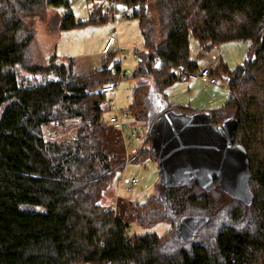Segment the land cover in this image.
I'll return each mask as SVG.
<instances>
[{"label": "trees", "instance_id": "trees-1", "mask_svg": "<svg viewBox=\"0 0 264 264\" xmlns=\"http://www.w3.org/2000/svg\"><path fill=\"white\" fill-rule=\"evenodd\" d=\"M115 1L133 9L144 39L133 77L154 78L165 90L183 80V72L198 69L189 58L191 37L205 52L228 41L252 42L242 65L230 70L220 63L212 71L227 83L230 98L211 116L215 125L230 117L239 121L235 143L249 156L254 228L222 227L210 248L195 242L209 222L189 242L181 241L175 229L178 245L165 235H130L132 223L146 228L172 223L170 211L188 209L183 216H192L191 209L206 207L214 191L166 189L167 203L156 196L146 203H127L126 220L121 213L104 211L102 194L126 161L118 134L104 118L102 92L119 82L121 63L112 64L113 50L104 56L112 54L109 62L83 76L74 74L72 59L54 65L57 56L46 68L28 66L35 31L27 20L45 6L68 8L69 2L0 0V264H264V0H163L157 23L165 30L160 35L149 17L148 0ZM109 20L95 12L86 22L76 21L68 12L60 29ZM15 65L43 75L44 82L23 86ZM144 89V84L136 86L129 111L150 125ZM47 129L55 137L48 138Z\"/></svg>", "mask_w": 264, "mask_h": 264}, {"label": "rangeland", "instance_id": "rangeland-1", "mask_svg": "<svg viewBox=\"0 0 264 264\" xmlns=\"http://www.w3.org/2000/svg\"><path fill=\"white\" fill-rule=\"evenodd\" d=\"M65 1L69 2L68 8L65 4L45 6L36 17L27 20L31 29L35 31V38L27 54L28 66L46 68L50 65L51 59L57 56L54 62V65L57 66L69 63L71 59L74 60L73 72L76 76L93 73L100 69L105 61L109 62L111 60L112 54L109 57H104L103 50L108 36L114 29H117L119 42L112 45L113 54L115 55L112 64L121 63V72L131 73L118 82L117 94L115 95L118 111H127L131 108L134 101L133 91L136 86L142 84L145 85L144 91L149 92L147 110L151 121L163 108L166 111L169 109L172 111L171 107H184L192 110L193 113L209 112L212 115L213 112L219 110L228 102L230 93L227 83L222 78L217 77L216 84L188 79L178 80L166 90L162 88V85L156 84L154 78H134V73L139 65V56H135V53L144 51L145 48L139 20L131 16L133 9L121 4V11L129 13L128 18L117 19L116 21L109 20V22L98 24L88 22L81 27L61 30V21L68 12H72L75 15L76 21L86 22L89 20L93 7L91 0ZM162 1L148 0L149 17L154 21L157 35L162 34V31L165 30L157 23L160 20L158 8ZM162 40L163 35L156 36L157 43ZM251 45L252 42L247 40L228 41L210 52H205L200 42L191 37L189 58L198 65V69L195 72H200L206 68L215 70L220 63L233 70L247 60ZM30 55L32 59H29ZM13 68L23 86L37 85L45 80L43 75H33L21 65H15ZM48 79H53V77ZM185 109L180 110L192 113ZM104 110V118L108 121L110 116L115 113L114 111H109L106 103L104 104ZM232 116H236L235 113H232ZM129 123H135L143 136L141 139L131 141L128 146V155L124 147L125 159L127 160L129 157L131 161L127 166L125 165L126 161L124 162L121 172L117 174L113 184L104 191L100 201L104 211L111 210L119 216L121 213L122 218L125 220L129 219V211L125 209L126 204L129 202L146 203L152 196H156L161 197L167 203L166 189L159 184L158 162L154 161L155 159L150 154L151 143L147 137L149 122L130 119ZM221 123L222 121L217 125ZM47 137H55L50 129H47ZM143 160L145 162L140 164ZM133 179L138 182V185L132 191H129ZM187 187L191 188L192 194H196L200 190V188L193 185ZM28 209L34 212L44 211V209L39 207H28ZM187 211L188 209H185L180 214L170 211V215L174 218L172 223L160 222L150 228L132 223L129 228V234L137 236L147 234L165 235L170 240L168 242L178 245L175 236L176 224ZM203 214L209 215L210 221H208V225L203 228L201 236L195 242L209 248L215 242L216 234L222 227L230 226L238 230H246L253 229L255 225L252 221L254 217L251 208L233 200L219 187L212 193L206 207L200 206L196 210L191 209V213L188 215Z\"/></svg>", "mask_w": 264, "mask_h": 264}, {"label": "water", "instance_id": "water-1", "mask_svg": "<svg viewBox=\"0 0 264 264\" xmlns=\"http://www.w3.org/2000/svg\"><path fill=\"white\" fill-rule=\"evenodd\" d=\"M238 128L235 117L215 125L209 112L160 110L149 125L159 184L167 190L193 185L212 192L217 182L226 195L250 207L255 201L251 167L246 149L235 143ZM208 221L203 215L183 216L176 234L181 241H192Z\"/></svg>", "mask_w": 264, "mask_h": 264}, {"label": "built area", "instance_id": "built-area-1", "mask_svg": "<svg viewBox=\"0 0 264 264\" xmlns=\"http://www.w3.org/2000/svg\"><path fill=\"white\" fill-rule=\"evenodd\" d=\"M93 3V7L91 9V13L100 12L110 20L116 21L117 19L128 18L129 13L126 11H121V4L115 0H91ZM116 42H119V33L117 29H114L113 32L108 36L106 46L103 50V54L107 55L108 53L113 51L112 45ZM137 56V53H135ZM120 79L119 81L126 78L127 75L131 73H122L120 66ZM211 69H203L200 72L193 73H184L183 78L192 80V81H201L203 83L216 84L217 79L212 74ZM117 85L118 83L106 85L102 88V92L106 95V105L109 108V111H114V115H111L108 124L112 127V129L118 134L119 139L125 147V150L128 153V146L131 144V141L136 139H141L143 134L140 129L137 127L135 123H129V120H135L134 113L127 111H118L116 105V97L117 94ZM147 137L149 138V128L147 131ZM129 157L127 158L125 165L127 166L130 163ZM138 185V182L133 179L131 182V186L129 191H132L135 186Z\"/></svg>", "mask_w": 264, "mask_h": 264}, {"label": "crops", "instance_id": "crops-1", "mask_svg": "<svg viewBox=\"0 0 264 264\" xmlns=\"http://www.w3.org/2000/svg\"><path fill=\"white\" fill-rule=\"evenodd\" d=\"M223 107V106H222ZM172 108V110H174L175 111V109L176 108H181V107H176V108H174V107H171ZM184 108V107H183ZM186 109H188V108H186ZM170 110V109H169ZM169 110H167V111H169ZM189 110V109H188ZM189 111H191L192 112V110H189ZM193 113V112H192Z\"/></svg>", "mask_w": 264, "mask_h": 264}]
</instances>
